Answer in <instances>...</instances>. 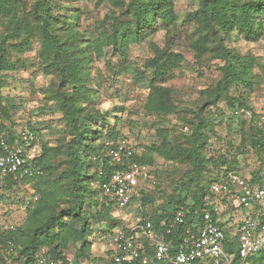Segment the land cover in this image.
Listing matches in <instances>:
<instances>
[{
  "label": "trees",
  "instance_id": "16d2710c",
  "mask_svg": "<svg viewBox=\"0 0 264 264\" xmlns=\"http://www.w3.org/2000/svg\"><path fill=\"white\" fill-rule=\"evenodd\" d=\"M101 3L113 5L120 10V14L113 18L111 30H98L99 35L92 39L79 32L75 23H62L60 16L54 14L57 0H39L29 10H25L23 0H0V15L8 20L6 33L0 39V74L17 70V63L9 60L11 53L25 51L34 40H38L42 70L56 79L53 88L48 91L49 99L56 103L57 111L63 114L62 120L66 121L70 135V139L59 146H41L40 130L31 126L26 129L37 137L34 162L40 174L19 180L8 177L0 182V188L20 190L24 186H31L34 191L32 199L24 202L23 220L16 222L15 229L3 233L4 238L13 241L16 248L13 254L1 256L0 264L11 261L37 264L36 255L42 248H46L49 257L54 260L67 262L68 253L74 249L69 264L90 262L93 259L91 238L95 227L107 225L112 231L117 226L112 213L115 204L104 193L102 184L114 170L128 169L133 162L147 164L151 168L156 158L192 165V178L178 185L176 194L166 204L152 208L150 212L146 206L153 204L149 193L156 186H144L141 199L128 208L135 204L141 219L151 221L175 246L185 236L199 231L204 213L208 211L219 219L226 234L225 249L234 255V263L264 264V250L245 260L239 258L237 236L230 234L225 224L221 223L217 207L209 203V199L214 197L222 198L223 203L234 201L232 197L214 194L212 187L229 173L244 175L239 171L235 159L222 160L221 165L226 167L223 176L212 175L205 168L206 149L215 123L203 114L206 105L217 107L222 100H231L229 105L233 116L243 108L252 109L241 91V88L252 89L254 86L252 66L228 47L227 42L234 37L257 42L263 37L264 0H199V10L188 15V20L197 25L200 34L193 48L200 54L212 52L225 62L221 68L222 78L216 87L203 92L205 98L202 104L190 111L191 118L187 120L190 134L186 135V145L174 144L169 131L160 128L157 131L160 143L144 146L141 156L124 159L118 164H114L108 156L107 147L110 143L129 137L121 136L116 126L105 134L103 129L109 127V123L99 112H88L89 106L95 103L85 88L90 79L93 56L103 57L104 49L109 47L120 57L126 58L132 44L146 41L161 27L176 24L177 17L175 0H99ZM183 62L182 54L170 51H160L156 58L147 62L146 67L155 70L145 104L147 114L168 117L180 113L173 89L165 84ZM1 87L0 83V90ZM233 88L239 94L238 98L229 96ZM0 114L9 118L6 109L1 106ZM92 120L103 122L94 127L90 123ZM247 132L238 150L245 154L247 148H252L258 156H264V118L261 120L259 115L254 114ZM2 133L7 139H14L18 134L0 123ZM3 155L0 147V157ZM62 157L64 167L60 168ZM213 162L218 165L217 160L213 159ZM262 172L264 169L254 172L251 180L261 183ZM151 174L155 179L152 169ZM2 197L0 193V201ZM181 208L186 211V218L184 223L175 224L176 212ZM241 208L249 210L248 216L264 222V200L249 208ZM109 256L112 262V251Z\"/></svg>",
  "mask_w": 264,
  "mask_h": 264
},
{
  "label": "rangeland",
  "instance_id": "374dc122",
  "mask_svg": "<svg viewBox=\"0 0 264 264\" xmlns=\"http://www.w3.org/2000/svg\"><path fill=\"white\" fill-rule=\"evenodd\" d=\"M38 1L23 0L25 10H29ZM197 10L199 0H175L176 24L161 27L146 41L132 44L126 58L120 57L109 47L104 49L103 57L93 56L90 79L85 88L95 103L89 106L88 112H99L109 123V127L103 129L105 134L116 126L121 136L140 140L145 147H150L161 142L157 131L165 128L174 144L186 145V135L190 134L187 124V120L191 118L190 111L202 104L205 98L203 92L216 87L222 78L221 68L225 65L214 53L205 51L200 54L193 48L200 34L197 25L188 20V15ZM54 14L60 16L63 24L75 23L79 32L94 39L99 35L98 30L112 29L113 18L119 16L120 10L111 4H99V0H57ZM7 24V18L0 15V39L6 33ZM227 44L252 66L254 86L252 89L241 88L252 109L243 108L233 116L229 105L231 100H222L217 107L205 106L203 114L213 119L215 125L214 132L210 133L204 165L212 175L223 176L226 167L221 165L222 160L235 159L241 174L250 177L254 172L264 169V156H258L252 148H247L245 154H241L238 149L245 133H248L254 114L259 115L261 120L264 118V35L257 42L234 37ZM133 46L140 48L145 54L132 55ZM160 51L179 53L184 57L181 67L165 84L173 89L175 103L180 109L179 114L168 117L149 115L145 111L150 92L149 83L155 71L154 68L146 67V64L156 58ZM41 55L38 40H34L25 51L11 53L9 60L17 63L18 68L0 74V106L9 115L7 119L0 114V123L17 133L31 126L40 130L39 145L55 147L67 142L70 135L66 121L62 120L63 114L57 111L56 103L49 99L48 91L53 88L56 79L43 72ZM229 96L238 98L239 94L233 88L229 91ZM102 122L103 120L90 121L94 127ZM213 159L218 161L217 166ZM62 161L63 157L59 161L60 168L64 167ZM192 168L188 163L167 162L156 158L151 166L156 187L150 189L153 204H147V211L166 204L176 194V187L192 178ZM33 192L31 186H24L20 190L0 188L3 195V200L0 201V224L10 226L22 221L25 215L24 202L32 199ZM209 203L217 207L221 223L225 224L230 234L238 235L246 217L245 212H237L234 201L223 203L219 197L210 198ZM112 213L117 226L112 231L107 225L95 227L91 238L93 259L84 264H110L109 253L115 236L141 219L135 204L125 209L115 206ZM74 251L72 249L68 253L71 259Z\"/></svg>",
  "mask_w": 264,
  "mask_h": 264
},
{
  "label": "built area",
  "instance_id": "2783aa9c",
  "mask_svg": "<svg viewBox=\"0 0 264 264\" xmlns=\"http://www.w3.org/2000/svg\"><path fill=\"white\" fill-rule=\"evenodd\" d=\"M0 147L4 152L0 157V182L8 177L19 180L40 174L34 162L37 155L34 132L21 131L14 139H7L2 133ZM144 149L140 140L125 137L107 147L108 156L114 164L141 156ZM260 176L262 180L258 184L250 177L229 173L213 185L212 191L218 196L232 197L239 207L249 208L264 200V172ZM147 185H155L150 166L133 162L128 169L114 170L102 184V189L117 208L125 209L141 199V189ZM185 218L186 211L181 208L176 212L174 223L182 224ZM10 229H15V226L0 225V257L15 252L13 241L3 236L4 231ZM236 236L239 258L245 260L264 250V222L247 216ZM225 242L226 234L219 219L208 211L204 213L199 231L185 236L178 246L168 241L151 221L142 218L115 236L111 264H236L234 255L225 249ZM66 261L51 259L46 248L36 255L37 264H69L72 259L67 257Z\"/></svg>",
  "mask_w": 264,
  "mask_h": 264
},
{
  "label": "clouds",
  "instance_id": "9594fccd",
  "mask_svg": "<svg viewBox=\"0 0 264 264\" xmlns=\"http://www.w3.org/2000/svg\"><path fill=\"white\" fill-rule=\"evenodd\" d=\"M132 55H144L145 53L138 47L133 46L131 48Z\"/></svg>",
  "mask_w": 264,
  "mask_h": 264
},
{
  "label": "crops",
  "instance_id": "0c3cea01",
  "mask_svg": "<svg viewBox=\"0 0 264 264\" xmlns=\"http://www.w3.org/2000/svg\"><path fill=\"white\" fill-rule=\"evenodd\" d=\"M235 202V205H236V207H237V212L239 211V210H242L243 212H245V216L247 217L248 215H249V210H247V209H243V208H239V205H238V203L236 202V201H234ZM237 203V204H236ZM245 217V218H246Z\"/></svg>",
  "mask_w": 264,
  "mask_h": 264
}]
</instances>
